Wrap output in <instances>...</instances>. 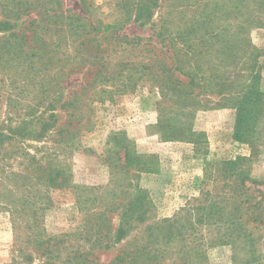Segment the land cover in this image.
Masks as SVG:
<instances>
[{"label":"rangeland","instance_id":"obj_1","mask_svg":"<svg viewBox=\"0 0 264 264\" xmlns=\"http://www.w3.org/2000/svg\"><path fill=\"white\" fill-rule=\"evenodd\" d=\"M0 30V264H108L136 245L264 264V0H0ZM39 163L70 181L46 187ZM211 203L219 222H196Z\"/></svg>","mask_w":264,"mask_h":264},{"label":"trees","instance_id":"obj_2","mask_svg":"<svg viewBox=\"0 0 264 264\" xmlns=\"http://www.w3.org/2000/svg\"><path fill=\"white\" fill-rule=\"evenodd\" d=\"M1 31V30H0ZM36 33V32H35ZM10 37L14 36V33H10ZM34 34V33H33ZM36 35V34H35ZM25 36V34H24ZM5 38H7L6 36L3 37V40H6ZM23 37H21L22 39ZM20 40V39H19ZM0 42H1V38H0ZM24 43V42H23ZM25 44V43H24ZM0 59L2 60V57L0 56ZM173 67V66H172ZM62 70V69H61ZM258 97H256V99L254 100V103L256 104L258 99ZM249 100V99H248ZM245 100L244 102H241L240 104V108H239V115H238V119H237V126H236V137L239 140H249V137L252 136L250 133L252 131H254L253 128L249 127H245L244 126V121L246 120V117L253 114L254 110H253V104L251 105V102ZM72 104V102H67L66 104H63V108H65L66 114L69 118L70 121H68V126H70L71 124H73L71 118L73 117V115L77 114L76 112H69L68 109L66 107H69ZM70 116H69V115ZM73 114V115H72ZM67 118V119H68ZM65 128V125L63 127L60 128V131L62 132ZM39 166H41L40 168L42 169V174L40 176V181H43L44 184L46 185V187L52 188L57 186L58 183H67L68 181H70L69 179V175H67V171L65 170V168L63 167H52V166H46L43 164L39 163ZM236 177H239L238 175ZM259 204L261 205V201H257L255 202V206H259ZM240 205V204H239ZM237 206L240 209V206ZM202 208L208 209V212H203L204 214L197 219L196 222H208V223H214L217 221L215 214L212 213V209H215L216 206L214 203H211L209 205H203ZM241 216L238 217H228L226 218V220L223 221V225L226 226L227 230L230 231L232 228L236 229V228H244L245 220L240 218ZM251 220L255 221L256 217H252L250 218ZM179 219L177 220H173V221H169L168 223H165V231L163 232V239H165L166 243H169L171 240L174 239V237L176 235H179L178 230L181 227V223L180 226L178 227V224H176V222H178ZM214 221V222H213ZM219 222V221H217ZM216 222V223H217ZM196 223H191V225H195ZM215 224V223H214ZM122 231H124V229H121ZM224 236H226L228 241H232L230 239H232L233 234L231 233H225L223 234ZM182 237V235H179ZM236 236H240V235H236ZM245 238L251 239L253 240L254 238H256V236L254 235L253 231H249L244 233V235H242ZM224 240V241H227ZM235 241V240H234ZM45 242V241H44ZM41 243L43 244V241H41ZM47 243L50 244V240H47ZM234 243V242H233ZM48 244V247L44 248V252L43 253H47L48 256H53L54 251L52 250V248H50V245ZM200 248H195L192 250H187V251H183L186 254V258H184L186 261H182L179 262L177 264H192V262H187L194 258H206V252L199 250ZM252 251V252H251ZM255 248H250L247 249L246 252H251L250 257L253 258L254 260H258L259 262L260 260V256L255 254ZM83 255V254H82ZM81 254H77L75 255V258L77 257H81ZM52 258V257H51ZM166 260L165 254L162 253L161 248H159L158 246H154V247H150V246H138L136 245L133 248H128L123 250L119 256H117L115 259H113L110 263L108 264H166L164 261L162 260ZM66 262V260H64Z\"/></svg>","mask_w":264,"mask_h":264}]
</instances>
